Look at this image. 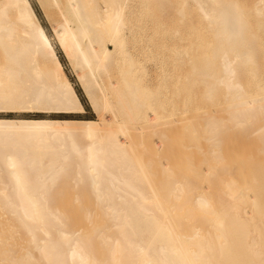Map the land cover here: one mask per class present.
Instances as JSON below:
<instances>
[{
  "label": "bare ground",
  "instance_id": "obj_1",
  "mask_svg": "<svg viewBox=\"0 0 264 264\" xmlns=\"http://www.w3.org/2000/svg\"><path fill=\"white\" fill-rule=\"evenodd\" d=\"M39 2L98 120L0 118V264H264V0ZM32 108L85 112L4 0L0 109Z\"/></svg>",
  "mask_w": 264,
  "mask_h": 264
},
{
  "label": "rangeland",
  "instance_id": "obj_2",
  "mask_svg": "<svg viewBox=\"0 0 264 264\" xmlns=\"http://www.w3.org/2000/svg\"><path fill=\"white\" fill-rule=\"evenodd\" d=\"M4 1V0H0ZM37 15L40 19L41 24L46 29L54 47L57 52V55L62 62L64 69L66 73L68 74L71 82L73 83L74 88L76 89L81 102L84 105L85 112L79 114V113H63L58 112V110H52V109H0V118L2 119H71V120H98V113L95 110V108L92 106L91 102L89 101V98L85 91L83 90L77 75L72 67L71 62L68 60L65 52L63 51L57 36L54 31V25L51 22L50 19L47 18L46 14L44 13L43 8L41 7V4L39 0H31ZM113 50L114 48L111 47ZM21 242V241H18Z\"/></svg>",
  "mask_w": 264,
  "mask_h": 264
}]
</instances>
